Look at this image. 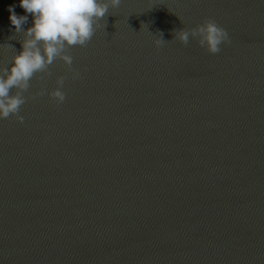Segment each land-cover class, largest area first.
Returning <instances> with one entry per match:
<instances>
[{"label":"water","instance_id":"water-1","mask_svg":"<svg viewBox=\"0 0 264 264\" xmlns=\"http://www.w3.org/2000/svg\"><path fill=\"white\" fill-rule=\"evenodd\" d=\"M66 54L0 118V264H264V0H120Z\"/></svg>","mask_w":264,"mask_h":264},{"label":"clouds","instance_id":"clouds-1","mask_svg":"<svg viewBox=\"0 0 264 264\" xmlns=\"http://www.w3.org/2000/svg\"><path fill=\"white\" fill-rule=\"evenodd\" d=\"M119 3L120 0H18L17 6L25 13L22 16L16 15L13 6H9L8 20L14 31L21 32L29 14L32 24L23 31L21 50L12 56L10 66L0 68V118L16 115L17 122L22 123L23 117L17 113L25 102L22 93L28 90L33 76L48 73L49 66L56 60L70 68L72 57L66 54L68 49L84 46L109 7ZM190 38L209 54L218 53L222 43L230 42L228 33L212 20H205L191 30H179L175 35L182 44H187ZM78 76L79 73L73 74L74 79ZM63 84L64 77H58L56 88L48 93L57 105L65 100L61 91ZM13 89L15 94H12ZM37 95H44V90Z\"/></svg>","mask_w":264,"mask_h":264}]
</instances>
